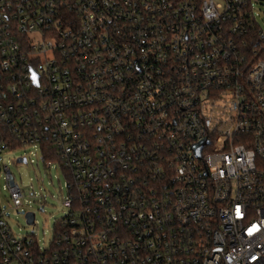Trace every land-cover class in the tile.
<instances>
[{"label": "built area", "instance_id": "1", "mask_svg": "<svg viewBox=\"0 0 264 264\" xmlns=\"http://www.w3.org/2000/svg\"><path fill=\"white\" fill-rule=\"evenodd\" d=\"M262 2L0 0V264H264ZM21 148L66 178L46 248Z\"/></svg>", "mask_w": 264, "mask_h": 264}, {"label": "rangeland", "instance_id": "2", "mask_svg": "<svg viewBox=\"0 0 264 264\" xmlns=\"http://www.w3.org/2000/svg\"><path fill=\"white\" fill-rule=\"evenodd\" d=\"M254 17L264 33V2L254 5ZM31 148L14 150L4 156L6 164L13 175L23 195L20 213L9 211L8 222L13 234L22 238L34 231L37 242L41 248L49 246L55 223L65 215L62 207V198L65 196L66 178L56 163L50 167L35 157ZM26 156L27 164H13L12 160ZM0 181V203L9 210L11 209L9 196L2 188ZM43 207V211L40 208ZM34 215V226L27 224L25 214Z\"/></svg>", "mask_w": 264, "mask_h": 264}, {"label": "water", "instance_id": "3", "mask_svg": "<svg viewBox=\"0 0 264 264\" xmlns=\"http://www.w3.org/2000/svg\"><path fill=\"white\" fill-rule=\"evenodd\" d=\"M35 84H36V82H35ZM204 144H205V143H204ZM200 148H201V146H198V147H197V151H199ZM18 162H22V163H24V160L21 159V160H19ZM40 210L42 211L43 208H40ZM33 219H34V215H33L32 213L28 214V215L26 216L27 224H28V225H31V224L33 223Z\"/></svg>", "mask_w": 264, "mask_h": 264}]
</instances>
